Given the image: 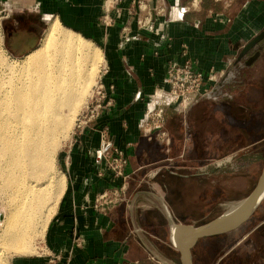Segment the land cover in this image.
<instances>
[{"label":"crops","instance_id":"1","mask_svg":"<svg viewBox=\"0 0 264 264\" xmlns=\"http://www.w3.org/2000/svg\"><path fill=\"white\" fill-rule=\"evenodd\" d=\"M53 20L101 51L108 106L60 153L64 184L41 252L16 264H177L172 225L198 226L223 211L209 193L203 219L180 215L162 174L186 169L199 183L203 173L215 188L213 173L231 163L217 158L260 157L259 174L264 164V0H0L5 51L31 53ZM185 62L209 96L184 107L172 100L168 69ZM149 103L163 109L162 126L142 125ZM104 130L127 157L126 177L100 154ZM105 190L112 200L98 201Z\"/></svg>","mask_w":264,"mask_h":264},{"label":"bare ground","instance_id":"2","mask_svg":"<svg viewBox=\"0 0 264 264\" xmlns=\"http://www.w3.org/2000/svg\"><path fill=\"white\" fill-rule=\"evenodd\" d=\"M76 37L63 32L53 20L24 64L9 66L0 50V251L32 253L54 211L58 193L54 188L60 184L53 185L61 178L53 184L54 150L93 73L86 69L85 59L95 50ZM53 44H59L60 55L55 58L47 53ZM25 69L29 70L24 74L30 79L28 84L19 77ZM0 264H5L1 253Z\"/></svg>","mask_w":264,"mask_h":264},{"label":"rangeland","instance_id":"3","mask_svg":"<svg viewBox=\"0 0 264 264\" xmlns=\"http://www.w3.org/2000/svg\"><path fill=\"white\" fill-rule=\"evenodd\" d=\"M61 30L71 35L74 34L73 32L68 30L65 31L63 28H61ZM74 36L75 37L77 36L76 38L78 42L79 40L81 42L83 41L82 43L84 45H89L91 50L92 49L95 50V51H91L89 53V58L85 59L86 69L87 70L92 69L93 73L91 74V81L88 85V88L86 90V93L82 101L80 102V105H78V108H76L77 110L75 109L73 114H71L72 117H70L69 127L65 129L66 130V132L64 131L65 134L63 133L62 136L59 135L58 138L59 140H57L58 144L54 150L55 153L53 154V171H52V175H53L52 177L54 181L53 184H55V181H57V179L60 176L61 178L58 179L59 182H56V184L53 185V187L56 186L57 184H60V186L62 185V183L64 184V176L62 174V169L60 167L59 155L65 148H67V145L69 144V140L73 132L79 129L76 126L77 119L79 118L80 114L85 110L86 104L91 101V98L93 96V90L97 82L99 81L98 79L99 72H101V68L103 66V58L101 51L99 53L98 49L93 44H87L86 42H84V39L81 38L80 36L76 34H74ZM58 47L59 44H53L48 47L47 53L49 57L51 56L52 58H55L60 55V53H58L57 51ZM0 50L4 60L9 66L18 67L19 65L24 64L23 59L25 58V56L19 58L9 55L5 51L2 43ZM57 53L58 55H56ZM69 53H71V51L66 52V54ZM72 53L76 55H80V53L77 54V52L75 53L74 51H72ZM93 55H95L97 61ZM91 58H92V62H91ZM88 60L90 63L88 62ZM83 65H84V61H83ZM27 70L22 71L20 74L21 76L19 77L23 78L24 81L28 84L30 82V79L28 76H26L28 77L26 78L24 75L25 72H27ZM6 73H7V77L12 75L10 69L9 70L7 69ZM200 90L198 92H195V94L192 97V100L188 102L185 106H189L191 103L196 102L199 94H201L200 97H202L203 95L209 96L207 92H203ZM202 100L206 101L208 99L204 98ZM178 105L180 104L178 103ZM162 114L165 117L163 109H162ZM63 136L64 138H62ZM250 152L251 151H248V153ZM217 159H218L217 161L218 166L227 164L229 161H231V163L226 165L225 167L223 166V168L218 170L215 174L213 173V175L216 176L215 188L213 186V183H210L208 182V179H205L203 173H200L201 181L199 183L193 182L188 177L191 176L192 173L185 171L186 169L185 170L182 169L183 170L182 176H180V173L178 175L171 173L162 174L163 178L161 179V181L165 183L164 184L165 186L163 188L164 190H162V192L164 191V196L167 198L169 202L171 203L176 202L180 206L179 209L180 208L182 209V210L180 209L179 212L180 215L184 217L185 215L192 216L193 212L191 211L194 210L195 212L199 211L200 216L203 219L204 211L208 210V206H207L208 202L210 200L211 202H213L215 199H216V211H217L216 213L219 214L221 211H224L230 208L231 206L235 205L237 202H239L238 199L240 197L247 195L254 187L262 165V158L247 155L242 159L235 157L217 158ZM207 160H208L207 157L206 158L202 157L200 163L203 164ZM186 163H188V159L185 158L183 161L179 163L177 160V163H174V165L186 164ZM162 164L169 165L170 162L169 161L159 162L157 165L160 166ZM54 178L57 179L55 180ZM60 186L57 185L54 188V190H57L58 193L56 194V202L54 204L53 213L55 212L59 198L61 196V194L59 193H61L62 192L61 190L63 189L62 188L63 185L61 186V189H59ZM209 193L211 194L210 197H212L213 194V196L215 195L214 197L216 198L210 199ZM2 218H3V209L0 208V222ZM43 239H44V235L41 239H39L36 242L37 244L35 250L32 253L26 252L27 253L26 254L24 252V253L16 254L12 250L10 251L3 248V251L1 250L0 253L4 259V263L16 264V259L19 256L24 257L30 254H36L41 252V247L43 246ZM193 259H194V264H264V199L254 211L253 217H250L247 220L244 227L240 226L236 230L199 240L198 243L193 248ZM175 260L176 263L178 264L177 252H176Z\"/></svg>","mask_w":264,"mask_h":264},{"label":"built area","instance_id":"4","mask_svg":"<svg viewBox=\"0 0 264 264\" xmlns=\"http://www.w3.org/2000/svg\"><path fill=\"white\" fill-rule=\"evenodd\" d=\"M203 81V74L195 71L189 62H185L181 65H171L168 69L169 92L172 100L180 105L182 104L185 106L192 100L195 92L200 90ZM106 106H108L107 92L102 82L98 81L93 90L91 101L86 104L85 110L77 119V128H81L85 124L98 118ZM163 122L164 116L162 114V109L149 103L142 125L144 127H160ZM99 151L105 164L113 171L114 175L126 177L124 167L127 164V157L122 150L111 142L106 131H102L101 133ZM97 200L111 201L112 197L105 190L99 194Z\"/></svg>","mask_w":264,"mask_h":264},{"label":"water","instance_id":"5","mask_svg":"<svg viewBox=\"0 0 264 264\" xmlns=\"http://www.w3.org/2000/svg\"><path fill=\"white\" fill-rule=\"evenodd\" d=\"M264 199V164L250 193L214 219L198 226L174 223L170 239L178 253V264H193L192 249L203 238L236 230L246 222Z\"/></svg>","mask_w":264,"mask_h":264},{"label":"trees","instance_id":"6","mask_svg":"<svg viewBox=\"0 0 264 264\" xmlns=\"http://www.w3.org/2000/svg\"><path fill=\"white\" fill-rule=\"evenodd\" d=\"M252 217H253V215H252ZM246 222H247V221H246ZM246 222H244V223H243L241 226H243V227H244V226H245V224H246ZM237 229H238V228H237ZM193 262H194V260H193Z\"/></svg>","mask_w":264,"mask_h":264}]
</instances>
